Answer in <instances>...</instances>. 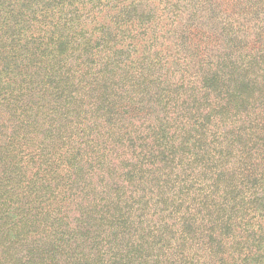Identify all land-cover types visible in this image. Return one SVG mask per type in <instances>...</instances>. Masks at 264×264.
<instances>
[{
	"label": "trees",
	"instance_id": "16d2710c",
	"mask_svg": "<svg viewBox=\"0 0 264 264\" xmlns=\"http://www.w3.org/2000/svg\"><path fill=\"white\" fill-rule=\"evenodd\" d=\"M83 1L0 0V264H264V34L233 98L202 22Z\"/></svg>",
	"mask_w": 264,
	"mask_h": 264
},
{
	"label": "rangeland",
	"instance_id": "374dc122",
	"mask_svg": "<svg viewBox=\"0 0 264 264\" xmlns=\"http://www.w3.org/2000/svg\"><path fill=\"white\" fill-rule=\"evenodd\" d=\"M84 1L87 6H89V0ZM96 1L97 0H92L93 3H96ZM130 1L131 0H122L123 3L127 4ZM203 1L205 2L204 4L201 3L200 0H152L151 2L139 0L137 4L133 3V6L138 8L140 12L146 13L145 17H142V20L146 23H150V25H157L161 33L168 32L166 34H171L172 32H175L174 30L179 28L180 25L191 26L192 32L197 29L196 23L199 21L202 22L203 30L210 38L202 40L201 45H203V49L201 50V54H205L203 59H205L206 54L211 56L213 54V56H215L216 53L222 55L217 56V60L215 56L216 65L218 61V64L223 65L225 72L230 75L227 76L231 91H228V94L232 93L234 98L239 95V85L242 81L251 83V81L258 76V67L251 66V62L244 56L247 51H244V49L240 47V44H242L241 41H243L244 38L249 42L248 47L257 48V40L259 38L257 35H260L261 33L264 34V16L258 18L249 14L243 15L240 14V12L232 11L233 13H231V17H229L225 11H220V9L224 8L223 4H214L210 0ZM103 2L106 6L98 4L95 8L96 10H94L97 11L99 8L105 7H107L105 9L111 7V12L116 10V7H112L115 0H103ZM251 3L258 4V2H255L254 0H252ZM261 4L262 3L258 4V6L264 10L261 7L263 5ZM232 8L236 11H240L241 9L238 5H233ZM98 15H100L99 18L101 22H108V18L110 20V16H105L104 12H102V15L101 13ZM147 18L149 19L147 20ZM178 19L180 20L179 24H175ZM88 21H91V19L89 18ZM172 21L175 22L172 24ZM109 22L110 29H115L118 22L117 15L113 16V21ZM89 26L91 25L89 24L88 27ZM145 37H147V35H145ZM170 38L164 43V46L166 47V49H163L164 54L168 57L171 55L179 56L180 60H186L192 52L182 47L183 43L180 42V39L178 40V44L182 46L177 48L179 45L176 46L174 44V40L177 38ZM158 48L162 49L163 47L159 46ZM178 51L180 53H178ZM169 59H171V57H169ZM192 59V73L188 72L186 75L188 78L190 77V74H195V77H198L199 81V78L202 75V70L197 68V61L194 60V57H192ZM203 64L206 65V63ZM205 67H207V65ZM179 74H182V72H178L177 77ZM242 77L245 79L240 81L239 79ZM249 91L250 90L246 92Z\"/></svg>",
	"mask_w": 264,
	"mask_h": 264
}]
</instances>
